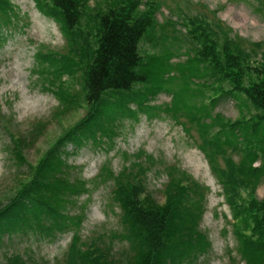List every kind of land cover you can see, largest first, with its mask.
Segmentation results:
<instances>
[{
	"label": "trees",
	"instance_id": "1",
	"mask_svg": "<svg viewBox=\"0 0 264 264\" xmlns=\"http://www.w3.org/2000/svg\"><path fill=\"white\" fill-rule=\"evenodd\" d=\"M90 2L37 0L42 12L62 24L67 51H38L34 72L49 83L48 91L56 87L60 98L73 105L85 103L87 112L35 167L30 166L31 179L21 183L13 199L0 208V240L30 235L54 240L75 229L58 264H197L212 251L210 238L201 228L209 189L176 164L146 156L152 165H162L168 176L161 204L148 190L149 168L142 162H133L119 173L107 169L108 179L113 180L112 200L120 208V229L110 235L84 240L78 232L84 214L71 213L87 188L84 181L69 175L73 167L64 159L65 143L80 147L90 140L112 142L122 119H136L139 111L151 116L166 113L190 136L197 132L199 141H195L222 186L237 242L236 255L229 250V264H264V197H256L264 180V43L251 44L232 34L216 12L213 18L206 13L177 14L186 27L187 39L182 41L189 43L191 53L186 69L200 79L199 86L191 90L178 85L176 101L153 105L155 96L166 88L164 68L171 62L162 53L144 55L140 47L173 19L158 21L159 0H104L96 8H90ZM252 4L264 15V0ZM14 15L11 1L0 0V41L3 26ZM77 72L81 89L65 93L61 77ZM183 78L188 79L185 71ZM225 97L240 107L235 120L214 112ZM12 138V151L19 165L25 164L19 148L29 140ZM115 240L121 248H115ZM0 264L49 262L29 249L7 255Z\"/></svg>",
	"mask_w": 264,
	"mask_h": 264
},
{
	"label": "rangeland",
	"instance_id": "2",
	"mask_svg": "<svg viewBox=\"0 0 264 264\" xmlns=\"http://www.w3.org/2000/svg\"><path fill=\"white\" fill-rule=\"evenodd\" d=\"M10 1L15 15L8 26H3L5 34L0 41V208L13 199L22 184L31 179L30 166L35 167L66 130L78 123L87 112L85 103L73 105L60 98L61 90L56 87L52 92L48 91L49 83L34 72L37 70L38 51L62 54L67 51L62 24L42 12L37 0ZM159 1L161 7L156 13L158 21L164 23L169 18L174 21H169L168 28H158L155 37H146L140 47L144 55L162 53L171 62L164 68L166 88L155 96L151 102L153 105H164L172 99L176 101L174 97L178 85L191 90L199 86L200 79L186 69L191 53H188L189 43L182 41L186 38V27L178 15L181 16L183 12L189 16L206 13L209 18H213L212 12H216L230 31L232 29V34L251 44L264 43V15L253 7V0ZM103 4L104 0H91L90 8ZM140 8L144 9V5ZM179 8L183 10L182 13ZM257 57L260 59V54ZM183 71L188 74V79L184 80ZM79 75L77 72L61 77L65 93L81 89ZM214 110L233 120L240 115V107L231 97L221 99ZM117 131L112 142L107 139H104V143L90 140L80 147L66 142L62 147L67 154L64 159L73 167L69 175L84 181L87 188L78 197L77 205L71 207L72 214H84L78 230L82 238L87 240L98 234L110 235L120 229V208L112 200L113 180L108 179L107 169L119 173L125 167L132 166L133 162H142L149 168V192L160 204L164 203L168 176L162 165H152L147 161L146 156H153L165 165L176 164L209 189L201 228L210 238L212 251L201 257L197 264H229V250L236 255L237 245L231 226V208L206 155L196 143L199 141L197 132L193 130V137L190 136L181 124L166 113L151 116L142 111L138 112L136 119H122ZM12 135L18 139L25 138L26 143L29 140L27 146L21 144L19 148L25 164L19 165L12 151ZM219 162L223 164L222 156ZM103 167L106 169L99 177ZM256 197H264V180L256 190ZM74 231L60 234L54 240L32 235L13 240L5 237L0 240V262L9 254L31 249L37 258L49 264H58L67 253ZM114 243L115 248H121L120 242L115 240Z\"/></svg>",
	"mask_w": 264,
	"mask_h": 264
}]
</instances>
